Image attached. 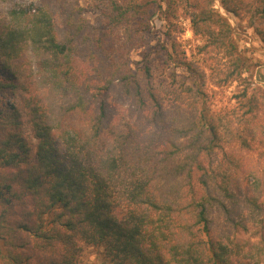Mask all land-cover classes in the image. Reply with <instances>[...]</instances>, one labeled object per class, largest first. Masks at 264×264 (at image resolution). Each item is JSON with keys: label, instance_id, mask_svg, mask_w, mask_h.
<instances>
[{"label": "trees", "instance_id": "obj_1", "mask_svg": "<svg viewBox=\"0 0 264 264\" xmlns=\"http://www.w3.org/2000/svg\"><path fill=\"white\" fill-rule=\"evenodd\" d=\"M215 1L0 7V264H80L87 246L108 264H264V167L226 151L264 158V89L212 109L175 34L189 19L218 86L242 78L250 57ZM219 1L264 45V0Z\"/></svg>", "mask_w": 264, "mask_h": 264}, {"label": "rangeland", "instance_id": "obj_2", "mask_svg": "<svg viewBox=\"0 0 264 264\" xmlns=\"http://www.w3.org/2000/svg\"><path fill=\"white\" fill-rule=\"evenodd\" d=\"M26 0H6L0 1L1 11L7 14L13 7L15 2H23ZM34 1V0H28ZM36 1V0H35ZM215 7L221 11L231 22L235 34L240 39L242 48L246 49L247 56L250 57V69L242 75V78L236 79L231 83L218 86V54L216 52L206 53L202 51L204 40L193 33L192 25L189 19L180 18L179 28L175 32L177 39L182 43L186 50V55L192 61L201 75V81L204 80L206 86L205 103L212 109H227L231 110L236 105L234 95L247 83L253 86H260L264 89V45L255 33L254 29L249 26L246 20L237 18L234 14L228 13L221 6L220 1H215ZM87 15L93 16L94 9L89 6ZM58 25L62 27V17L56 16ZM155 25L160 30H165L168 27L166 21L162 18L155 17ZM132 59L135 62L142 61L141 50L132 52ZM179 73H184L183 70H178ZM170 69L164 70L162 67L155 68V75L158 81L171 84ZM186 75V74H185ZM119 107L129 109V102L123 98L115 99ZM263 144L255 146L253 149H232L227 148L226 151L234 152L242 157L245 169H260L264 167V158L260 156V150ZM219 155H223V151H219ZM80 264H108L99 254V250L93 246H87L84 249Z\"/></svg>", "mask_w": 264, "mask_h": 264}]
</instances>
